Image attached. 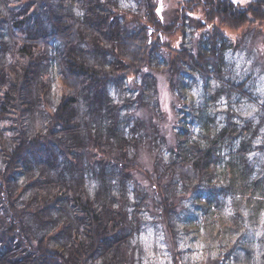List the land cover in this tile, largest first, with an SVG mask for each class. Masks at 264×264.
Listing matches in <instances>:
<instances>
[{
    "label": "trees",
    "instance_id": "trees-1",
    "mask_svg": "<svg viewBox=\"0 0 264 264\" xmlns=\"http://www.w3.org/2000/svg\"><path fill=\"white\" fill-rule=\"evenodd\" d=\"M143 1L126 10L121 0H0V264H128L122 249L140 233V211L158 204V218L176 239L182 199L217 191L221 160L251 149H241V142L226 153L241 135L233 115H227L214 133L192 141L186 137L170 149L169 159L156 161L154 175L139 169L153 195L150 200L144 193L148 189L137 183L131 190L134 208L128 211L125 179L130 183L129 170L141 165L129 155L137 145L130 107L122 97L129 76L115 71L142 76L155 88V76L144 70L166 59L174 87V77L180 84L185 70L223 81L231 40L221 26L209 32L208 24L220 17L221 25L231 27L229 20L248 17L252 9L237 16L241 8L233 1L215 0L203 17L182 7L166 22L153 0ZM192 20L201 32L198 48L185 39ZM177 30L183 38L174 49L164 35ZM57 78L70 91L51 105L46 98ZM36 111L43 115L37 130L28 123ZM84 155L90 159L75 167ZM255 179L246 183L261 185ZM163 187L174 189L164 205L154 195ZM22 198L26 202L20 204Z\"/></svg>",
    "mask_w": 264,
    "mask_h": 264
},
{
    "label": "rangeland",
    "instance_id": "rangeland-1",
    "mask_svg": "<svg viewBox=\"0 0 264 264\" xmlns=\"http://www.w3.org/2000/svg\"><path fill=\"white\" fill-rule=\"evenodd\" d=\"M213 1L153 0L152 4L153 9L168 22L182 7L186 13L194 10L195 16L203 17L204 8H209V3ZM231 1L241 8L236 12L237 16L241 15V11L247 12L249 7L252 9L248 11V17L229 20L231 27L221 25L218 16L216 21L208 24L209 32L213 31V27L221 26L233 42L227 43L229 47L224 53L223 81L185 70L180 84L174 77V87L170 82V70L164 65L166 59H162L160 65L144 70L155 76V88L142 76L134 78V74L115 71L129 76L130 83L125 84L128 89L122 97L130 107L132 125L136 128L133 142H137L130 148L129 155L141 165L129 170L128 174L132 177L130 183L125 179V193L128 195L129 190L131 198L127 208L129 212L134 208L131 206L134 199L131 190L137 183L149 190H144V193L151 196L150 200L153 195L151 183L139 169L144 172L150 170L154 175L156 161L169 159L170 149L186 137L191 136L187 140L192 141L203 133H214L226 124L227 115H233L241 135L231 141L226 153L230 148L234 151L238 149L241 142V149L251 147L245 154H242L244 150L239 156L231 154L230 157L227 153V157L221 160L215 182L217 191L210 194L209 189L203 190L182 199L177 206L184 212L176 224V239L169 235L167 227L164 228L158 218V204L151 202L140 211L144 213L138 225L140 233L131 239L129 248L122 249V252H127L128 264H264V3L258 4L255 0ZM121 5L126 10L128 7L134 10L137 0H121ZM141 7L145 17L146 4ZM133 10L132 13H135ZM132 16L130 14L128 18ZM192 21L185 39L198 48L201 32L196 31V22ZM237 22L245 24L236 27ZM164 38L172 48L177 49L182 43L183 32L177 30L173 36L164 35ZM69 87L57 78L46 100L51 105L57 104L61 95L70 91ZM111 91L116 95L114 89ZM34 114V119L28 123H33L37 130L43 115L37 111ZM89 159L88 155H84L75 167H81ZM71 160L76 161L75 158ZM257 177L261 179V185L246 183L248 179ZM114 189L117 194L118 187ZM160 192L156 191L154 195L161 196L164 205L173 196L174 189L163 187ZM180 195L171 201L172 208L177 205ZM21 200L20 204L26 202L24 198ZM119 201L123 198L119 197ZM169 231L172 233L170 228Z\"/></svg>",
    "mask_w": 264,
    "mask_h": 264
}]
</instances>
